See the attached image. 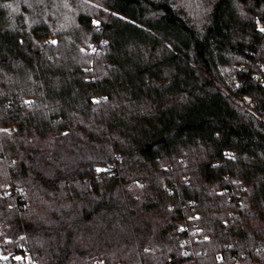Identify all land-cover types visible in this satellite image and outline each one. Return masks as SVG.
<instances>
[{
  "label": "trees",
  "instance_id": "trees-1",
  "mask_svg": "<svg viewBox=\"0 0 264 264\" xmlns=\"http://www.w3.org/2000/svg\"><path fill=\"white\" fill-rule=\"evenodd\" d=\"M261 78L264 0H0L5 248L264 264Z\"/></svg>",
  "mask_w": 264,
  "mask_h": 264
},
{
  "label": "built area",
  "instance_id": "built-area-1",
  "mask_svg": "<svg viewBox=\"0 0 264 264\" xmlns=\"http://www.w3.org/2000/svg\"><path fill=\"white\" fill-rule=\"evenodd\" d=\"M261 81L264 82V78H261ZM7 193L11 195L12 189L8 188ZM9 242H11L10 237L0 240V264H38L37 258L31 253L27 245H22L19 251H15L5 248L4 244Z\"/></svg>",
  "mask_w": 264,
  "mask_h": 264
}]
</instances>
